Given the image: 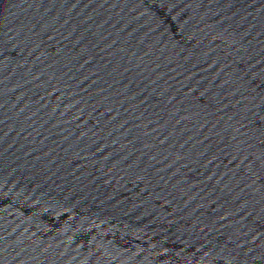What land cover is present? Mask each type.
I'll use <instances>...</instances> for the list:
<instances>
[{
    "label": "water",
    "instance_id": "95a60500",
    "mask_svg": "<svg viewBox=\"0 0 264 264\" xmlns=\"http://www.w3.org/2000/svg\"><path fill=\"white\" fill-rule=\"evenodd\" d=\"M0 264H264V0H0Z\"/></svg>",
    "mask_w": 264,
    "mask_h": 264
}]
</instances>
